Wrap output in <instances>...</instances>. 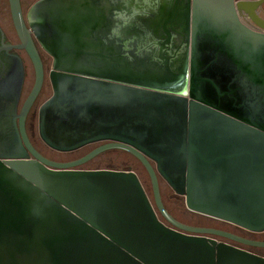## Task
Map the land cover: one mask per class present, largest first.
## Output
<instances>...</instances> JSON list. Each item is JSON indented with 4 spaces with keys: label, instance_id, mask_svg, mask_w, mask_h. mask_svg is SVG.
I'll list each match as a JSON object with an SVG mask.
<instances>
[{
    "label": "water",
    "instance_id": "95a60500",
    "mask_svg": "<svg viewBox=\"0 0 264 264\" xmlns=\"http://www.w3.org/2000/svg\"><path fill=\"white\" fill-rule=\"evenodd\" d=\"M35 81L20 115L28 154L0 159V264H264L187 227L191 212L264 232V0H8ZM53 62L38 111L50 149L100 144L73 162L43 157L25 122L45 83L30 34ZM120 149L146 168L83 169ZM243 243L264 248V243Z\"/></svg>",
    "mask_w": 264,
    "mask_h": 264
},
{
    "label": "flooded vegetation",
    "instance_id": "af4514ba",
    "mask_svg": "<svg viewBox=\"0 0 264 264\" xmlns=\"http://www.w3.org/2000/svg\"><path fill=\"white\" fill-rule=\"evenodd\" d=\"M30 38L39 52L45 69V83L43 89L36 102L31 107L25 122L26 132L32 143L30 136L31 126H34L32 120L35 115L36 104L39 98L48 91L46 83V66L48 63L52 65L53 58L45 52L42 43L33 33L30 34ZM21 45L22 41L18 36L14 25L13 29H9L0 19V159L7 156H21L29 153L20 133V119L18 116L20 115L22 107L33 88L34 83L29 94L25 96L31 80L34 79L35 81V70L27 51L18 48V46ZM170 214L177 222L187 227L223 231L235 236L243 242L264 243V238L256 236L257 233L245 230L230 223L227 225H219L215 223L188 222L176 217L173 213ZM211 237L219 242L228 243L241 250L264 256V248L262 247L253 246L222 236Z\"/></svg>",
    "mask_w": 264,
    "mask_h": 264
},
{
    "label": "rangeland",
    "instance_id": "374dc122",
    "mask_svg": "<svg viewBox=\"0 0 264 264\" xmlns=\"http://www.w3.org/2000/svg\"><path fill=\"white\" fill-rule=\"evenodd\" d=\"M37 0H21L22 7L25 13L29 11V9L33 6V4ZM0 19L3 24L9 29H13V21L11 17L10 7L8 0H0ZM51 69V64L48 63L46 66V75H47V87L48 91L45 92L38 100L36 104L35 115L33 116L32 123L34 126H31L30 136L32 139L33 146L36 150L45 158L55 162H71L78 160L95 148L100 146V144H94L87 146L83 149L74 152L62 153L57 152L55 150L50 149L45 143L41 140L38 132V111L41 104L46 101L52 95V88L49 82L48 74ZM34 83V79L31 80V83L25 93L27 96L32 88ZM83 169H111L118 171H134L140 178L145 190L147 191L149 197L152 201H154L153 197V189L150 176L144 167V165L131 153L120 150V149H110L99 156H97L94 160L85 164ZM160 189L162 194V199L165 207L170 213H173L176 217L182 219L183 221L188 222H204V223H215V224H228L224 221H220L211 217L203 216L198 213L191 212L187 209L185 205L184 197L178 196L174 193V191L169 187V185L160 178ZM256 236L259 238H264L263 233H257Z\"/></svg>",
    "mask_w": 264,
    "mask_h": 264
},
{
    "label": "bare ground",
    "instance_id": "6f19581e",
    "mask_svg": "<svg viewBox=\"0 0 264 264\" xmlns=\"http://www.w3.org/2000/svg\"><path fill=\"white\" fill-rule=\"evenodd\" d=\"M263 16H264V14H263Z\"/></svg>",
    "mask_w": 264,
    "mask_h": 264
}]
</instances>
